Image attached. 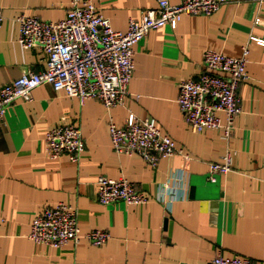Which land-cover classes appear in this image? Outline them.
<instances>
[{
  "label": "crops",
  "instance_id": "obj_1",
  "mask_svg": "<svg viewBox=\"0 0 264 264\" xmlns=\"http://www.w3.org/2000/svg\"><path fill=\"white\" fill-rule=\"evenodd\" d=\"M182 0H171L179 5ZM214 15L183 16L177 29L152 31L136 47L135 73L126 104L111 111L99 101L81 102L43 84L30 102L17 100L0 123V264H211L215 256H239L264 264V6L227 0ZM117 32H126L157 8L155 0H95ZM71 0H0V85L29 70L44 71L48 56L19 43L17 18L26 15L50 22L66 18ZM247 46L244 80L237 91L242 113L232 138L220 131H193L178 105L179 85L203 72L207 50L240 57ZM132 113L154 118L159 129L192 160L186 165L188 197L169 210L156 201L161 186L185 167L175 155L153 167L137 155H118L109 123L123 125ZM62 122L79 127L86 151L79 163L67 156L51 159L45 150L47 131ZM232 151L234 169L209 181L210 164ZM127 179L152 202L129 206L99 203L97 181ZM64 203L77 212L82 235L107 231L100 247L87 240L61 248L29 239L34 219L47 207Z\"/></svg>",
  "mask_w": 264,
  "mask_h": 264
},
{
  "label": "built area",
  "instance_id": "obj_2",
  "mask_svg": "<svg viewBox=\"0 0 264 264\" xmlns=\"http://www.w3.org/2000/svg\"><path fill=\"white\" fill-rule=\"evenodd\" d=\"M157 8L144 12L139 20H131L126 32L113 29L110 19L97 8L95 0H71L66 18L50 22L22 15L19 24V43L24 49H38L48 56L44 71L29 70L19 79L0 85V123L5 121L8 110L17 100L30 102L39 86L48 84L55 92L81 102L97 100L107 110L122 107L130 96V85L135 73L137 45L149 33L170 26L177 29L183 16H212L227 0H182L173 5L171 0H155ZM264 6V0H245ZM4 16L0 9V29ZM255 25L264 27V20L256 18ZM257 45L264 40L250 37ZM248 49L243 47L240 57L207 50L203 57V72L195 80L179 85L178 105L187 125L197 133L207 130L220 131L222 140L232 138L236 118L242 113L237 95L240 84L247 79L245 72ZM111 143L118 155L141 157L156 167L160 159L179 155L185 167L161 186L156 201L169 210L174 202L188 197V173L186 165L192 160L189 153L179 148L174 140L164 134L154 118L140 119L130 113L123 125L109 123ZM45 150L51 159L67 156L79 163L86 151V142L79 127L62 122L47 131ZM232 151L220 162L210 164L209 181L233 171ZM98 200L108 206L124 202L129 206H144L152 202L148 195L136 189L127 179H110L102 176L97 181ZM5 222L0 217V225ZM29 239L37 245L61 248L87 240L100 247L107 244L111 235L95 230L82 235L76 210L64 203L47 207L31 225ZM211 264H252L239 257L215 256Z\"/></svg>",
  "mask_w": 264,
  "mask_h": 264
}]
</instances>
